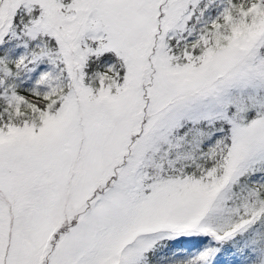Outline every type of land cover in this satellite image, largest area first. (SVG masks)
I'll return each mask as SVG.
<instances>
[{"label":"snow or ice","instance_id":"obj_1","mask_svg":"<svg viewBox=\"0 0 264 264\" xmlns=\"http://www.w3.org/2000/svg\"><path fill=\"white\" fill-rule=\"evenodd\" d=\"M0 264H264V0H0Z\"/></svg>","mask_w":264,"mask_h":264}]
</instances>
